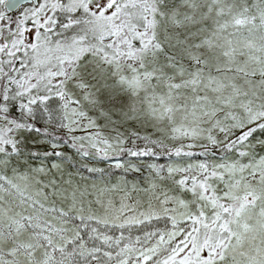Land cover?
<instances>
[{"label":"snow or ice","instance_id":"obj_1","mask_svg":"<svg viewBox=\"0 0 264 264\" xmlns=\"http://www.w3.org/2000/svg\"><path fill=\"white\" fill-rule=\"evenodd\" d=\"M0 264H264V0H0Z\"/></svg>","mask_w":264,"mask_h":264}]
</instances>
